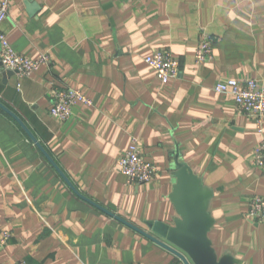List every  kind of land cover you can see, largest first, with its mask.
<instances>
[{"label": "crops", "instance_id": "0c3cea01", "mask_svg": "<svg viewBox=\"0 0 264 264\" xmlns=\"http://www.w3.org/2000/svg\"><path fill=\"white\" fill-rule=\"evenodd\" d=\"M1 30L13 48L51 62L30 76L0 68V100L44 144L92 200L160 238L147 222L173 225L172 163H187L213 193L209 237L235 264H264V222L249 201L264 195V168L252 163L264 140L254 117L216 85L254 78L264 84V0H10ZM205 36L211 57L196 62ZM170 53L180 73L162 83L145 57ZM56 85L92 100L73 115H50ZM3 111V110H2ZM0 111V264H185L78 197L22 127ZM138 140L157 169L130 183L118 160Z\"/></svg>", "mask_w": 264, "mask_h": 264}, {"label": "built area", "instance_id": "2783aa9c", "mask_svg": "<svg viewBox=\"0 0 264 264\" xmlns=\"http://www.w3.org/2000/svg\"><path fill=\"white\" fill-rule=\"evenodd\" d=\"M10 8V0H0V68L11 70L21 76H30L42 65L50 63L51 57L48 53H42L38 57L32 58L17 52L13 48L1 30V25L7 19ZM213 46V37L205 36L202 39L195 55L198 64L205 63L211 57ZM145 62L156 71L157 76L164 84L176 78L181 70L180 62L165 51H156L146 56ZM216 90L233 95L238 110L254 117L259 131H263L264 84L254 78L244 81L229 79L217 84ZM51 97L50 115L59 121L70 119L73 115V107L77 103H84L88 106L93 104V100L81 89L67 86H54ZM252 163L257 167L264 168V140L256 147ZM118 168L128 182L137 184L148 183L157 172L154 164L144 157L136 138L132 139L130 146L119 158ZM246 216L252 222H264V195H257L249 201ZM11 237L10 231H3L0 236V249L9 243Z\"/></svg>", "mask_w": 264, "mask_h": 264}, {"label": "water", "instance_id": "95a60500", "mask_svg": "<svg viewBox=\"0 0 264 264\" xmlns=\"http://www.w3.org/2000/svg\"><path fill=\"white\" fill-rule=\"evenodd\" d=\"M7 72L12 73L13 71L7 70ZM0 109L22 127L70 189L84 201L171 251L180 257L185 264H235L233 255H218L209 237V232L215 223L209 211L213 193L204 185L202 179L192 171L190 166L181 161L178 156L172 163L174 187L171 200L179 217L175 219L173 225L162 222H147L152 231L160 237L158 238L84 195L24 120L1 100Z\"/></svg>", "mask_w": 264, "mask_h": 264}, {"label": "trees", "instance_id": "16d2710c", "mask_svg": "<svg viewBox=\"0 0 264 264\" xmlns=\"http://www.w3.org/2000/svg\"><path fill=\"white\" fill-rule=\"evenodd\" d=\"M0 111H1V112H4V111H2L1 109H0ZM9 118H11V117H9Z\"/></svg>", "mask_w": 264, "mask_h": 264}]
</instances>
